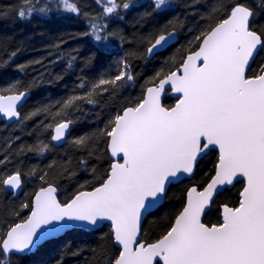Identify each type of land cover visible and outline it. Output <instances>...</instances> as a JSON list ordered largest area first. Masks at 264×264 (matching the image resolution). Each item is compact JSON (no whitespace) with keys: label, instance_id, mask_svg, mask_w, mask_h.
<instances>
[{"label":"trees","instance_id":"trees-1","mask_svg":"<svg viewBox=\"0 0 264 264\" xmlns=\"http://www.w3.org/2000/svg\"><path fill=\"white\" fill-rule=\"evenodd\" d=\"M237 5L252 11L250 27L263 41L250 68L254 75L264 66V0H0V94H30L19 123L0 120V243L9 227L27 218L39 189L54 186L64 204L104 182L118 116L176 70ZM172 31L177 43L147 59L154 40ZM173 102L167 94L163 106ZM62 122L72 123L69 136L53 147L52 130ZM214 162L209 152L190 180L169 187L164 204L144 220L142 241L152 243L170 230L188 187H202ZM12 174L22 179L18 197L2 186ZM239 190L236 184L216 196L208 225L217 223L220 205L237 204ZM118 253L104 225L69 231L27 256H5L0 249V264H112Z\"/></svg>","mask_w":264,"mask_h":264},{"label":"water","instance_id":"water-1","mask_svg":"<svg viewBox=\"0 0 264 264\" xmlns=\"http://www.w3.org/2000/svg\"><path fill=\"white\" fill-rule=\"evenodd\" d=\"M252 18L246 7H233L176 71L147 88L137 107L121 113L107 146L111 167L100 186L65 204L54 186L36 191L27 218L1 240L3 254L27 256L69 231L94 232L107 224L119 250L112 264H264V71L246 77L263 42L250 28ZM177 41L174 31L158 36L147 59ZM167 93L177 99L170 109L163 107ZM29 96L0 94V120L19 123ZM71 127V122L56 125L51 145L62 146ZM209 150L219 157L208 183L201 190L189 188L165 236L141 241L146 217L164 204L170 186L193 177ZM238 181L243 182L239 208L221 207L220 226H204L216 196ZM22 188L18 174L3 182L14 197Z\"/></svg>","mask_w":264,"mask_h":264},{"label":"flooded vegetation","instance_id":"flooded-vegetation-1","mask_svg":"<svg viewBox=\"0 0 264 264\" xmlns=\"http://www.w3.org/2000/svg\"><path fill=\"white\" fill-rule=\"evenodd\" d=\"M252 66V65H251ZM251 66H250V68H251ZM250 68H249V70L247 71V79H249V78H256V77H258V76H260L261 75V73L264 71V66L263 67H261L254 75H252V74H250ZM171 98V97H170ZM174 102H173V104H172V106L170 107V108H172L174 105H175V103L177 102V99H173V98H171ZM203 145H204V143H202V145H201V147H203ZM209 152H212V153H214V155H215V162H214V166H216V164L218 163V157H219V155H218V152L217 151H215V150H209L208 152H207V154H204L203 156H202V158H200V160L198 161V163L201 161V160H203L207 155H208V153ZM197 163V164H198ZM197 164H196V166H197ZM195 170H196V168H195ZM214 170H215V168H214ZM194 173H195V171H194ZM213 174H214V171H213ZM212 174V175H213ZM194 175V174H193ZM212 175H211V177H212ZM210 177V178H211ZM210 178H209V180H210ZM208 180V181H209ZM208 181L201 187H197V186H190V187H188V189L189 188H191V187H196L198 190H201L207 183H208ZM236 184H238V185H240V190H239V192H238V202H237V204L236 205H233V206H228V205H220L219 207H218V210H217V212H218V221H217V223H215V224H210V225H208L207 223H206V221H205V217H206V214H208V212L211 210V207H212V205H211V207H210V209L204 214V216H203V219H202V224L204 225V226H206V227H208V228H211V227H217V226H220V224H221V207H223V206H226V207H228V208H233V209H238L239 208V202H240V200H239V193H240V191L242 190V188H243V182L242 181H238V182H236L234 185H236ZM183 209V208H182ZM182 209L180 210V212L182 211ZM179 212V213H180ZM179 213L177 214V216L179 215ZM176 216V217H177ZM176 217H175V219H176ZM174 219V220H175ZM174 222V221H173ZM173 224V223H172ZM172 227V226H171Z\"/></svg>","mask_w":264,"mask_h":264},{"label":"bare ground","instance_id":"bare-ground-1","mask_svg":"<svg viewBox=\"0 0 264 264\" xmlns=\"http://www.w3.org/2000/svg\"><path fill=\"white\" fill-rule=\"evenodd\" d=\"M153 4H156V3H153ZM12 175H14V174H12ZM18 175H19V174H18ZM10 176H11V175H10ZM19 176H20V175H19ZM2 186H3V185H2ZM51 186H52V185H51ZM32 198H33V197H32ZM31 204H32V201H31ZM11 227H12V226H11ZM9 228H10V227H9ZM9 228H8V229H9ZM6 232H7V231H6ZM6 232H5V233H6ZM4 235H5V234H4ZM3 237H4V236H3ZM2 239H3V238H2ZM0 249H1V248H0ZM2 253H3V252H2ZM5 256H6V255H5ZM10 256H11V255H10Z\"/></svg>","mask_w":264,"mask_h":264},{"label":"rangeland","instance_id":"rangeland-1","mask_svg":"<svg viewBox=\"0 0 264 264\" xmlns=\"http://www.w3.org/2000/svg\"><path fill=\"white\" fill-rule=\"evenodd\" d=\"M163 6H164L163 4H160V5H158V8H159V9H162ZM165 76H166V75H165Z\"/></svg>","mask_w":264,"mask_h":264}]
</instances>
